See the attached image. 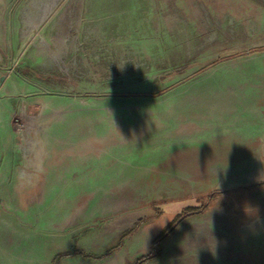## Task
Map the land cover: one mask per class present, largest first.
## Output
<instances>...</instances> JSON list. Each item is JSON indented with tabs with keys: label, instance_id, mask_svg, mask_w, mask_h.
Instances as JSON below:
<instances>
[{
	"label": "rangeland",
	"instance_id": "374dc122",
	"mask_svg": "<svg viewBox=\"0 0 264 264\" xmlns=\"http://www.w3.org/2000/svg\"><path fill=\"white\" fill-rule=\"evenodd\" d=\"M179 215L144 264H264V0H0V264H135Z\"/></svg>",
	"mask_w": 264,
	"mask_h": 264
},
{
	"label": "trees",
	"instance_id": "16d2710c",
	"mask_svg": "<svg viewBox=\"0 0 264 264\" xmlns=\"http://www.w3.org/2000/svg\"><path fill=\"white\" fill-rule=\"evenodd\" d=\"M194 210H199V209L198 208L197 209L190 208L191 212H193ZM182 217H183L182 215H179L176 218V220L169 225V228L159 238H157L156 240L153 241V243H152V247H153L152 251L149 254L139 258L136 261L135 264H144V263H146V262H148V261H150L152 259L157 258L160 255V251H161L160 248L158 247V244L161 241H163L165 238L170 237L176 231L177 227L180 224V221H181ZM121 245H122V243H121ZM121 245L118 246V247H121ZM113 251L114 250H112V252Z\"/></svg>",
	"mask_w": 264,
	"mask_h": 264
},
{
	"label": "crops",
	"instance_id": "0c3cea01",
	"mask_svg": "<svg viewBox=\"0 0 264 264\" xmlns=\"http://www.w3.org/2000/svg\"><path fill=\"white\" fill-rule=\"evenodd\" d=\"M222 217V220H223V222H224V220L226 219V218H224L223 216H221ZM227 220V219H226ZM224 224H225V222H224ZM227 230V229H226Z\"/></svg>",
	"mask_w": 264,
	"mask_h": 264
}]
</instances>
